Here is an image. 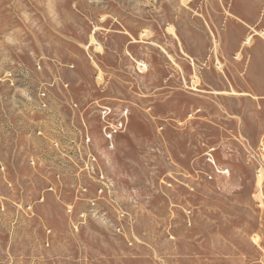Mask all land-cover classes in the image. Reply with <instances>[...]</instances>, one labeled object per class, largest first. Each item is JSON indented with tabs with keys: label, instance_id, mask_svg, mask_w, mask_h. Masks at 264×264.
Segmentation results:
<instances>
[{
	"label": "rangeland",
	"instance_id": "rangeland-1",
	"mask_svg": "<svg viewBox=\"0 0 264 264\" xmlns=\"http://www.w3.org/2000/svg\"><path fill=\"white\" fill-rule=\"evenodd\" d=\"M0 264H264V0H0Z\"/></svg>",
	"mask_w": 264,
	"mask_h": 264
}]
</instances>
